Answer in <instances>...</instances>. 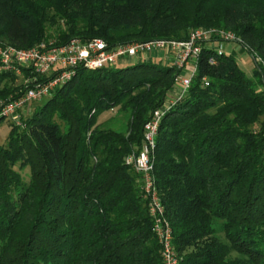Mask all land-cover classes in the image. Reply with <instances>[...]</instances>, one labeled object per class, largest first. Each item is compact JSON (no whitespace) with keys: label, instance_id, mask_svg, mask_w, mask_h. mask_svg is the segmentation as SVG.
<instances>
[{"label":"trees","instance_id":"16d2710c","mask_svg":"<svg viewBox=\"0 0 264 264\" xmlns=\"http://www.w3.org/2000/svg\"><path fill=\"white\" fill-rule=\"evenodd\" d=\"M199 28L234 33L253 76L234 55L203 49L190 89L160 123L157 188L180 264H264V0H0V41L18 48L185 41ZM22 71L31 85L54 76ZM180 72L152 60L79 68L31 102L22 125L10 120L0 145V264H164L125 159L140 151ZM17 78L0 71V107L25 92ZM108 112L117 116L100 123Z\"/></svg>","mask_w":264,"mask_h":264},{"label":"built area","instance_id":"2783aa9c","mask_svg":"<svg viewBox=\"0 0 264 264\" xmlns=\"http://www.w3.org/2000/svg\"><path fill=\"white\" fill-rule=\"evenodd\" d=\"M238 38L232 32L221 29H195L185 41L156 39L146 42L109 47L102 39L84 41L73 38L65 44L56 45L54 41L41 42L31 48H18L0 41V71L23 74V68H30L39 76H50L44 83L31 85L26 78L25 92L17 99L0 107V118H8L22 125V111L31 102L41 101L50 96L57 87L65 85L79 68L97 70L113 68L120 63H130L134 57H147L153 51H165L172 63L181 72L178 77V91L170 96L164 106L152 114L144 126L143 144L137 153L128 155L125 163L139 175L145 198L148 200L149 214L152 218V232L161 246L164 264H180L181 259L173 243L172 227L166 218L165 207L159 195L155 178V151L159 127L164 116L186 95L198 70L200 55L204 48L212 49L219 55L225 53L223 43L235 42ZM217 44L220 48L216 49ZM258 63L263 64L260 57ZM211 64H216L214 58ZM205 85L209 83L205 81Z\"/></svg>","mask_w":264,"mask_h":264},{"label":"rangeland","instance_id":"374dc122","mask_svg":"<svg viewBox=\"0 0 264 264\" xmlns=\"http://www.w3.org/2000/svg\"><path fill=\"white\" fill-rule=\"evenodd\" d=\"M220 45L217 44L216 49H219ZM223 48H224V52L227 55H234L239 66L241 67V69L247 74L248 77H252L253 76V72H254V68H255V64L254 61L252 59V57L250 56L249 53H247L241 46L239 43L237 42H225L223 43ZM148 60H152L156 63H161L165 66L167 65H172V58L168 57L166 55L165 51H153L151 54H149L147 57H134L130 63H120L119 61L115 64V67L118 68H122V67H126L129 65H136L140 62H145ZM33 73V72H32ZM33 75V74H31ZM18 78L15 80V83H17L18 86L21 85H25L24 81L27 77H25V75H21V76H17ZM178 80L175 82V86L174 89H172L170 91V96H175L177 94L178 91ZM169 96V97H170ZM168 97V98H169ZM116 112H108V113H104L102 114V116L99 118V122L103 123L105 121H107L108 119H110L111 117L117 116L115 114ZM120 116H118L116 119H119ZM118 127V126H116ZM117 129V128H115ZM10 130H11V124H10V119L8 118H4V120H2L0 122V145H4L7 142V139L9 137L10 134ZM23 175V178L25 180H28L30 177V171L29 168H25L23 169V171L21 172ZM166 218L168 219L167 215ZM170 225L171 222L168 219ZM172 227V225H171ZM172 231H173V227H172ZM174 239V237H173ZM174 243V242H173ZM175 246V245H174ZM188 252L194 251V248H190L186 251H184V255ZM179 258L182 260V257L178 254ZM238 254L233 253L231 258H237Z\"/></svg>","mask_w":264,"mask_h":264}]
</instances>
